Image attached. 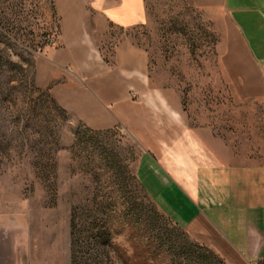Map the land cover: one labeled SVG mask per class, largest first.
Listing matches in <instances>:
<instances>
[{"label": "rangeland", "instance_id": "374dc122", "mask_svg": "<svg viewBox=\"0 0 264 264\" xmlns=\"http://www.w3.org/2000/svg\"><path fill=\"white\" fill-rule=\"evenodd\" d=\"M144 1L147 21L125 35L147 53L154 98L172 90L180 111L146 107L134 120L140 139L120 123L77 121L37 85V59L60 34L55 0H0V264H227L159 209L137 168L147 154L175 176L181 160L192 170L264 165V21L242 29L261 65L252 81L227 74L207 13L188 0ZM119 36H100L105 61Z\"/></svg>", "mask_w": 264, "mask_h": 264}, {"label": "crops", "instance_id": "0c3cea01", "mask_svg": "<svg viewBox=\"0 0 264 264\" xmlns=\"http://www.w3.org/2000/svg\"><path fill=\"white\" fill-rule=\"evenodd\" d=\"M188 1L207 13L219 30L222 57L232 61L227 74L250 76L252 81L258 77L260 69L253 64L260 63L242 29L264 21V0ZM55 5L60 34L57 46L37 59L36 83L47 88L61 108L92 128L120 123L140 139L142 128L134 120L146 107L164 109L169 118L179 113L172 90L154 98L147 53L125 35L147 21L144 0H55ZM110 29L121 36L107 62L99 38ZM243 63L248 68H241ZM252 81H247L246 90H252ZM131 91L137 99L130 97ZM146 94L151 100H145ZM165 137L161 132L154 135ZM211 149L220 147L215 143ZM180 162L177 176L168 174L148 154L139 163L138 175L159 209L227 264H256L264 259V165L212 162L192 170Z\"/></svg>", "mask_w": 264, "mask_h": 264}, {"label": "trees", "instance_id": "16d2710c", "mask_svg": "<svg viewBox=\"0 0 264 264\" xmlns=\"http://www.w3.org/2000/svg\"><path fill=\"white\" fill-rule=\"evenodd\" d=\"M98 236V235H97ZM97 236H95V238H97ZM200 246V247H199ZM198 247L201 249H204V250H206L207 252H209V253H211L212 254V250L211 249H209V248H207V247H205V246H203V245H199ZM261 260H263V259H261ZM260 261V260H259ZM128 262V261H127ZM127 264H129V263H127Z\"/></svg>", "mask_w": 264, "mask_h": 264}]
</instances>
